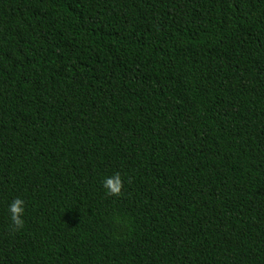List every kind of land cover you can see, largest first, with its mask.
<instances>
[{
    "label": "trees",
    "instance_id": "obj_1",
    "mask_svg": "<svg viewBox=\"0 0 264 264\" xmlns=\"http://www.w3.org/2000/svg\"><path fill=\"white\" fill-rule=\"evenodd\" d=\"M0 264H264V0H0Z\"/></svg>",
    "mask_w": 264,
    "mask_h": 264
},
{
    "label": "clouds",
    "instance_id": "obj_2",
    "mask_svg": "<svg viewBox=\"0 0 264 264\" xmlns=\"http://www.w3.org/2000/svg\"><path fill=\"white\" fill-rule=\"evenodd\" d=\"M103 187L107 195L113 197L120 196L123 190V180L121 175L116 173L111 177L105 178L103 181ZM9 212L16 229L19 230L22 228L24 226V220L22 219L24 215V201L19 198L15 199L9 207Z\"/></svg>",
    "mask_w": 264,
    "mask_h": 264
}]
</instances>
